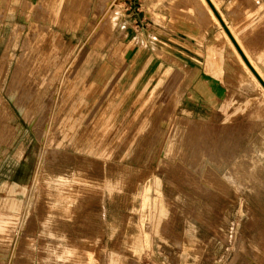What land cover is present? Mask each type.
<instances>
[{"label":"rangeland","instance_id":"obj_1","mask_svg":"<svg viewBox=\"0 0 264 264\" xmlns=\"http://www.w3.org/2000/svg\"><path fill=\"white\" fill-rule=\"evenodd\" d=\"M156 9L0 0V264H264V92L200 102Z\"/></svg>","mask_w":264,"mask_h":264},{"label":"crops","instance_id":"obj_2","mask_svg":"<svg viewBox=\"0 0 264 264\" xmlns=\"http://www.w3.org/2000/svg\"><path fill=\"white\" fill-rule=\"evenodd\" d=\"M209 1L264 81V0ZM141 2L145 7L162 8L153 13L146 11L144 18L148 23L162 27L173 20L179 24L176 31L163 28V31L169 32L163 33L165 39L170 40V44H164L182 57L180 62L186 70L195 72V77H189L186 86L192 88L200 102L227 104L229 107L231 103L255 98L253 96L259 93L258 87L263 91L257 79L244 68L236 48L206 0H184L186 7L195 9L196 13L177 19L165 15V1ZM200 6L202 8L199 10ZM230 23L235 25L233 29ZM216 27H220L222 33ZM239 29L244 32L241 34L244 41L236 34ZM228 45L232 47L243 70L236 59L229 56L231 52ZM259 149L264 150V147Z\"/></svg>","mask_w":264,"mask_h":264},{"label":"water","instance_id":"obj_3","mask_svg":"<svg viewBox=\"0 0 264 264\" xmlns=\"http://www.w3.org/2000/svg\"><path fill=\"white\" fill-rule=\"evenodd\" d=\"M206 1L210 5L212 11L214 12L215 16L218 18L221 26L223 27L224 31L229 36L230 40L232 41V43L235 46L236 50L238 51V53L240 54V56L244 60L245 64L248 66V68L251 70V72L254 74V76L257 78V80L260 82V84L264 88V81H263V79L260 77V75L256 72V70L254 69V67L251 65V63L247 59L246 55L244 54V52L242 51V49L240 48V46L238 45V43L236 42V40L234 39V37L232 36L231 32L229 31V29L227 28V26L224 24L223 20L220 18V16L218 15V13L216 12V10L212 6L211 2L209 0H206Z\"/></svg>","mask_w":264,"mask_h":264},{"label":"bare ground","instance_id":"obj_4","mask_svg":"<svg viewBox=\"0 0 264 264\" xmlns=\"http://www.w3.org/2000/svg\"><path fill=\"white\" fill-rule=\"evenodd\" d=\"M56 1L57 0H54V6H55V3H56ZM60 1H65V2H67V3H69V2H76L77 0H60ZM79 21H82L83 20V18H84V14L83 13H81V14H79ZM229 37V36H228ZM99 39H102L101 38V36L99 37ZM232 42V41H231ZM235 47V46H234ZM238 52V51H237ZM237 55H238V57L240 58L241 56H239L240 54H238L237 53ZM242 58V57H241ZM240 58V60H241V62H242V64H243V66H244V68L249 72V74L253 77V78H256L255 76H253L254 74L252 73V72H250L251 70L248 68V66L246 65V64H244L245 62H244V60L243 59H241ZM243 60V61H242ZM257 79V78H256ZM258 83H260L258 80H256ZM259 85H261V84H259ZM261 88L263 89V91H264V88L262 87V85H261ZM10 98L12 99V101H14V103H15V105H16V107H18V109L20 110V111H22L27 105L26 104H24V102H23V99H16V97H15V95H13V94H10ZM217 171L218 172H220V173H222V174H224V172H223V170L222 169H220L219 167L217 168ZM239 174L237 173V175L236 176H238ZM224 176L225 177H227V178H229V179H231V177H228L227 176V174H224Z\"/></svg>","mask_w":264,"mask_h":264}]
</instances>
